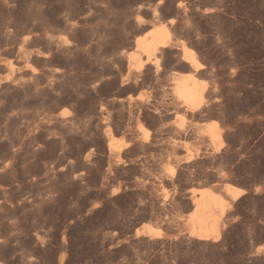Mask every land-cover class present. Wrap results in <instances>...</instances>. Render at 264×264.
Masks as SVG:
<instances>
[{"label":"rangeland","instance_id":"374dc122","mask_svg":"<svg viewBox=\"0 0 264 264\" xmlns=\"http://www.w3.org/2000/svg\"><path fill=\"white\" fill-rule=\"evenodd\" d=\"M0 264H264V0H0Z\"/></svg>","mask_w":264,"mask_h":264},{"label":"bare ground","instance_id":"6f19581e","mask_svg":"<svg viewBox=\"0 0 264 264\" xmlns=\"http://www.w3.org/2000/svg\"><path fill=\"white\" fill-rule=\"evenodd\" d=\"M150 33V39L138 37L136 40L138 47L147 56L145 61H149L159 47L167 46L171 41L170 34L165 26L158 25L150 30ZM180 45L189 58L190 67L198 68L199 64L194 56V49L187 46L184 41H181ZM137 67L141 69L143 64L140 62ZM174 95L193 110L200 108L202 105V91L199 90L197 82L191 75L176 83ZM212 133L215 135L218 134V131L213 130ZM112 149L116 150L117 147L113 145ZM226 190L233 200L239 199L244 192L242 187L232 184H227ZM192 201L194 204L193 210L189 214L188 220L190 234L201 239H218L220 235L221 213L223 214L225 211V202L207 187L194 189ZM218 209H220L219 212ZM143 234L150 237H160L162 232L152 224H144L136 230L135 236Z\"/></svg>","mask_w":264,"mask_h":264}]
</instances>
